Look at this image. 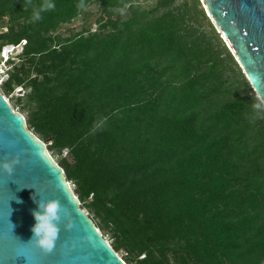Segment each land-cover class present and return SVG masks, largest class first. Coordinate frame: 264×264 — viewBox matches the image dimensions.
Segmentation results:
<instances>
[{
    "label": "trees",
    "instance_id": "16d2710c",
    "mask_svg": "<svg viewBox=\"0 0 264 264\" xmlns=\"http://www.w3.org/2000/svg\"><path fill=\"white\" fill-rule=\"evenodd\" d=\"M52 2L32 22L44 0H0V54L21 48L1 85L27 90L26 124L64 154L114 252L126 264H264V114L253 118L259 100L200 1ZM92 3L129 17L57 33Z\"/></svg>",
    "mask_w": 264,
    "mask_h": 264
},
{
    "label": "water",
    "instance_id": "95a60500",
    "mask_svg": "<svg viewBox=\"0 0 264 264\" xmlns=\"http://www.w3.org/2000/svg\"><path fill=\"white\" fill-rule=\"evenodd\" d=\"M255 96L264 99V0H199ZM0 264H126L81 208L64 170L26 128L0 93ZM56 200L62 208L51 250L28 242L34 210ZM17 201H20L17 203Z\"/></svg>",
    "mask_w": 264,
    "mask_h": 264
},
{
    "label": "rangeland",
    "instance_id": "374dc122",
    "mask_svg": "<svg viewBox=\"0 0 264 264\" xmlns=\"http://www.w3.org/2000/svg\"><path fill=\"white\" fill-rule=\"evenodd\" d=\"M154 0H138V4L143 7L147 8L153 5ZM129 17V8H123V9H111L107 12H104L102 8L100 7L99 3H92L86 9L80 14L78 18H76L74 21H72L69 24L62 25L60 29L58 30V34L63 37V38H68L70 36H73L77 33H80L82 31H87L89 30L90 32H95V30L98 31L99 25L105 24L107 21H122L126 20ZM6 25V20L0 23V32L6 31L5 29ZM216 30V29H215ZM217 32V31H216ZM218 33V32H217ZM4 50H7V52L2 53V56L0 54V93L2 96L5 98L11 109L20 115H22L25 120L29 117L28 111L26 110L25 106H23L25 103V96L27 93V90L23 87H15L13 89V92L10 94L4 93L2 89V82L6 80L7 75H6V70L10 68L7 64H4L3 62L5 61L6 58L10 57V60H13V58L16 57L17 54L20 52V47L17 48H11L10 46H5L3 47ZM3 49L1 52L4 51ZM7 55V56H6ZM4 56V57H3ZM16 62V59H15ZM21 99L20 101H18ZM23 106V107H22ZM26 128L29 132L34 134L39 140H41L35 133L34 131L28 127L26 124ZM42 141V140H41ZM44 142V141H42ZM46 146L48 147L49 143L44 142ZM48 150V149H47ZM52 159L55 161L57 165H59L60 159L64 156V154H58L55 151H48ZM70 188L74 193L75 187L74 185L69 182ZM75 195V193H74ZM76 196V195H75ZM77 197V196H76ZM80 203V208L88 214V216L91 218L93 223L98 225V231L100 234L104 237V239L108 242L110 246L114 244V239L111 236V233L109 232L108 229H106L102 223L99 222L97 218L94 217L92 212L88 208H86V205L88 201L85 202H79ZM118 256L121 258L125 257V253L123 251H119L117 253ZM129 264H135V262H131Z\"/></svg>",
    "mask_w": 264,
    "mask_h": 264
},
{
    "label": "clouds",
    "instance_id": "9594fccd",
    "mask_svg": "<svg viewBox=\"0 0 264 264\" xmlns=\"http://www.w3.org/2000/svg\"><path fill=\"white\" fill-rule=\"evenodd\" d=\"M54 8H55V4L52 2V0H44L43 4L33 9L31 15L32 22L39 21L42 18L41 17L42 12L52 10ZM9 59L10 57L6 58L4 63L7 64L6 62ZM251 109H252L253 118L261 114H264V99H261L260 101L253 103L251 105ZM15 163H17V161L0 162V170H3L4 172L10 174L12 172ZM19 202L20 201H17V203ZM37 207L39 211L34 210L32 212V216L35 223L30 229L32 236L28 240V242H34L36 246L46 251L51 250L58 236V232H59L58 224L61 221L62 208L59 202L56 200L43 201L39 203Z\"/></svg>",
    "mask_w": 264,
    "mask_h": 264
},
{
    "label": "bare ground",
    "instance_id": "6f19581e",
    "mask_svg": "<svg viewBox=\"0 0 264 264\" xmlns=\"http://www.w3.org/2000/svg\"><path fill=\"white\" fill-rule=\"evenodd\" d=\"M4 50V49H3ZM5 52H7V50H4L2 53H5ZM2 56V55H1ZM7 56V55H6ZM4 57V56H3Z\"/></svg>",
    "mask_w": 264,
    "mask_h": 264
},
{
    "label": "built area",
    "instance_id": "2783aa9c",
    "mask_svg": "<svg viewBox=\"0 0 264 264\" xmlns=\"http://www.w3.org/2000/svg\"><path fill=\"white\" fill-rule=\"evenodd\" d=\"M24 44V42L22 43V45ZM11 48H13V46L11 47ZM1 55H2V52H1ZM4 63V62H3ZM5 64V63H4ZM5 99V98H4Z\"/></svg>",
    "mask_w": 264,
    "mask_h": 264
}]
</instances>
